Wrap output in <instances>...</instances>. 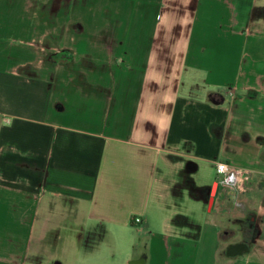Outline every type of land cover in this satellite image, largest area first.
I'll use <instances>...</instances> for the list:
<instances>
[{"label": "crops", "instance_id": "0c3cea01", "mask_svg": "<svg viewBox=\"0 0 264 264\" xmlns=\"http://www.w3.org/2000/svg\"><path fill=\"white\" fill-rule=\"evenodd\" d=\"M258 7L0 0V264H264Z\"/></svg>", "mask_w": 264, "mask_h": 264}, {"label": "built area", "instance_id": "2783aa9c", "mask_svg": "<svg viewBox=\"0 0 264 264\" xmlns=\"http://www.w3.org/2000/svg\"><path fill=\"white\" fill-rule=\"evenodd\" d=\"M230 95L232 94L230 93ZM213 166L215 174L219 178L220 187L226 189L231 196L242 197L247 193L249 175L247 171L222 162H216ZM140 222L138 217L132 219L133 225L138 226Z\"/></svg>", "mask_w": 264, "mask_h": 264}, {"label": "rangeland", "instance_id": "374dc122", "mask_svg": "<svg viewBox=\"0 0 264 264\" xmlns=\"http://www.w3.org/2000/svg\"><path fill=\"white\" fill-rule=\"evenodd\" d=\"M257 5H260V7L255 9L253 16L256 20L264 21V0H257ZM253 22H255L254 19H253ZM255 27L256 26L251 27L252 28L251 31L254 30ZM257 28L262 29L263 34H264V28H262V24L258 23ZM253 52L254 53L256 52V54H259L260 50L259 49H256V50L253 49ZM224 158H226L224 160H226L231 166H233L235 168H240V166H243V165H240L238 163H234L232 157L229 155H226ZM192 175H195L192 178V180L186 179L185 181H182L181 184L184 185L190 181L193 184H195V183H197V184L207 183L209 185L211 180H213V179H215L217 181L219 180V178L215 176L214 169H213L212 165L209 163H205V162L199 163V168H198L197 172L193 173ZM214 186H215V188H214V191L212 192V196H215L217 188H218L217 184H215ZM185 187H187V186L185 185ZM189 203L190 202H188V204ZM93 261H94L93 259L77 260L75 263L73 262V264H90V263L92 264Z\"/></svg>", "mask_w": 264, "mask_h": 264}, {"label": "water", "instance_id": "95a60500", "mask_svg": "<svg viewBox=\"0 0 264 264\" xmlns=\"http://www.w3.org/2000/svg\"><path fill=\"white\" fill-rule=\"evenodd\" d=\"M214 185H215V184H213V185L210 187V189H209V204H211L212 201H213V197H214V196H212V189H213V186H214ZM237 248L242 250V245L237 246ZM238 252H239V251H238ZM240 252H241V251H240ZM240 252H239L238 254H240Z\"/></svg>", "mask_w": 264, "mask_h": 264}, {"label": "bare ground", "instance_id": "6f19581e", "mask_svg": "<svg viewBox=\"0 0 264 264\" xmlns=\"http://www.w3.org/2000/svg\"><path fill=\"white\" fill-rule=\"evenodd\" d=\"M214 187V186H213ZM212 192H213V189H212Z\"/></svg>", "mask_w": 264, "mask_h": 264}]
</instances>
